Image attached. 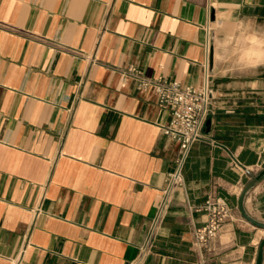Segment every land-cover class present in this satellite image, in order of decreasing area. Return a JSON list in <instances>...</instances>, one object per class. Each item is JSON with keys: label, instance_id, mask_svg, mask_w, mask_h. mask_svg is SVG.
Wrapping results in <instances>:
<instances>
[{"label": "crops", "instance_id": "0c3cea01", "mask_svg": "<svg viewBox=\"0 0 264 264\" xmlns=\"http://www.w3.org/2000/svg\"><path fill=\"white\" fill-rule=\"evenodd\" d=\"M210 14L264 38V0H0V264L138 258L179 144L153 88L116 69L201 85ZM263 55L230 70L210 53V112L141 264H256L264 228L239 202L264 169ZM208 195L233 215L200 249ZM243 207L264 222V175Z\"/></svg>", "mask_w": 264, "mask_h": 264}, {"label": "built area", "instance_id": "2783aa9c", "mask_svg": "<svg viewBox=\"0 0 264 264\" xmlns=\"http://www.w3.org/2000/svg\"><path fill=\"white\" fill-rule=\"evenodd\" d=\"M206 29L209 37L211 14ZM206 50L207 59L205 61L204 79L202 84L198 86L181 85L176 80H168L162 76H147L136 65H131L125 69H116L120 72L123 80L132 78L138 89L153 88L158 104L168 109L170 115L162 130L179 144L175 169L167 176L161 201L150 220L145 239L140 246V254L130 264H141L145 256L152 251L154 241L171 204L173 192L178 188L185 187L183 166L193 144L200 138L210 112V38L207 40ZM231 164L234 168L244 169L232 154ZM198 210H204L207 219L204 225L194 228V243L200 249H209L221 227L232 218L233 208L224 198L217 195H208L204 203L198 207Z\"/></svg>", "mask_w": 264, "mask_h": 264}, {"label": "rangeland", "instance_id": "374dc122", "mask_svg": "<svg viewBox=\"0 0 264 264\" xmlns=\"http://www.w3.org/2000/svg\"><path fill=\"white\" fill-rule=\"evenodd\" d=\"M260 49L264 52V38L247 31L245 27L229 25L220 19L211 22L210 50L214 62L221 69L236 70L240 64L255 63L257 50ZM211 73L210 70V76Z\"/></svg>", "mask_w": 264, "mask_h": 264}, {"label": "water", "instance_id": "95a60500", "mask_svg": "<svg viewBox=\"0 0 264 264\" xmlns=\"http://www.w3.org/2000/svg\"><path fill=\"white\" fill-rule=\"evenodd\" d=\"M263 175H264V169H262L256 175H254L252 177L251 181L244 188V190H243V192L241 194V197H240V202H239V209L242 212V214L245 217V219H247L249 222L253 223L254 225L262 227V228H264V222H261V221H258L256 219L252 218L251 216H249L245 212V209L243 207V199H244V196H245L247 190L249 188H251L254 185V183L256 181H258ZM263 254H264V238L262 239V241H261V243L259 245L256 264H262L263 263Z\"/></svg>", "mask_w": 264, "mask_h": 264}]
</instances>
